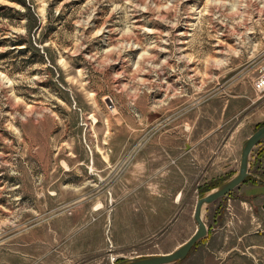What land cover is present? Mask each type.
Here are the masks:
<instances>
[{"label": "rangeland", "instance_id": "obj_1", "mask_svg": "<svg viewBox=\"0 0 264 264\" xmlns=\"http://www.w3.org/2000/svg\"><path fill=\"white\" fill-rule=\"evenodd\" d=\"M24 1L0 0V264L176 249L238 173L218 163L264 126V0ZM198 147L194 192L175 195V156Z\"/></svg>", "mask_w": 264, "mask_h": 264}, {"label": "crops", "instance_id": "obj_2", "mask_svg": "<svg viewBox=\"0 0 264 264\" xmlns=\"http://www.w3.org/2000/svg\"><path fill=\"white\" fill-rule=\"evenodd\" d=\"M199 142L198 140L197 144ZM242 145H233L231 161L218 163L220 170L228 172L236 168V172H239L241 156L238 154L239 147ZM256 147L259 148L255 160L252 159V156L250 159L251 176L231 193L204 208L206 215L203 211V216L207 226L209 228L218 226L219 231L210 232L208 229L209 235L198 241L191 253L183 261L178 262L179 264H264V140ZM259 152L260 155H258ZM169 154L176 155L174 150L167 151V155ZM184 154L179 153L175 158H178L179 166L182 163H185V166L188 164L187 171L190 175L186 179L187 182L185 185L172 186V188L167 184L168 190L175 191V195L179 196L188 190L189 184L190 190L194 192L192 175L195 173V165L199 168L205 163V158L200 155V147L194 148L193 151L189 150L187 153L184 152ZM195 157H197V162L193 163ZM169 163L170 161L158 163V166L165 167ZM235 174L237 173L232 176ZM171 203V206L174 207L177 202ZM190 209H192V201L185 205L182 213L188 214ZM112 234L113 242L117 247H126L135 243L136 240L133 225L128 229L123 227L122 232L119 233L112 231ZM180 246L173 250L160 252V254L173 252Z\"/></svg>", "mask_w": 264, "mask_h": 264}, {"label": "water", "instance_id": "obj_3", "mask_svg": "<svg viewBox=\"0 0 264 264\" xmlns=\"http://www.w3.org/2000/svg\"><path fill=\"white\" fill-rule=\"evenodd\" d=\"M264 140V126L258 128L242 145L241 160L239 172L232 178L225 181V183L214 188L208 194L198 198L196 204L194 218L197 225L196 232L180 246L177 250L167 254H152L150 256H137L131 258H124L117 264H172L183 261L198 241L206 238L209 235L208 226L204 220V208L211 205L218 199L225 197L233 190L241 186V183L246 181L250 172V159L254 147Z\"/></svg>", "mask_w": 264, "mask_h": 264}, {"label": "built area", "instance_id": "obj_4", "mask_svg": "<svg viewBox=\"0 0 264 264\" xmlns=\"http://www.w3.org/2000/svg\"><path fill=\"white\" fill-rule=\"evenodd\" d=\"M254 86L258 92H264V72L256 78ZM209 231L210 232H218L219 227L218 226H212V228H209Z\"/></svg>", "mask_w": 264, "mask_h": 264}, {"label": "trees", "instance_id": "obj_5", "mask_svg": "<svg viewBox=\"0 0 264 264\" xmlns=\"http://www.w3.org/2000/svg\"><path fill=\"white\" fill-rule=\"evenodd\" d=\"M23 6H25L28 10H29V7L27 6V3H26V1H24V0H18ZM31 11H29V13H30ZM35 26H38V21H36L35 20ZM34 25V24H33ZM28 26H29V28L32 26V22H31V20L30 19H28ZM258 155H260V152L258 153ZM203 196H204V194H203ZM176 263H178V262H176Z\"/></svg>", "mask_w": 264, "mask_h": 264}]
</instances>
